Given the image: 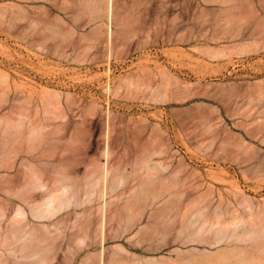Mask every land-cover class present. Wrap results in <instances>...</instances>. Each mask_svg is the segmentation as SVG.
<instances>
[{
	"label": "rangeland",
	"instance_id": "374dc122",
	"mask_svg": "<svg viewBox=\"0 0 264 264\" xmlns=\"http://www.w3.org/2000/svg\"><path fill=\"white\" fill-rule=\"evenodd\" d=\"M108 1L0 0V132L14 129L6 126L9 120L21 122L22 131L43 127L44 147L58 146L50 162H58L65 149L63 161L73 177H84L92 164L112 170L97 185L83 181L81 189L73 187L81 205L73 203L54 217L30 215L17 238H5L4 218L0 264H138L135 256L114 255L115 241L126 244L129 236H112L111 218L149 181L139 154L144 146L164 153L151 156L160 163L153 178L177 179L183 186L171 198L150 195L149 207L137 210L134 231L150 216H176L182 209L169 199L198 200L208 213H219L225 239L218 242L215 233L200 229L199 219L195 247L181 248L174 264L254 260L255 242L236 222L246 216L243 198L254 211L264 209V48L241 34L223 44L249 43L244 53L227 49L213 57L211 47L222 44L211 40V22L200 18L216 12L221 0H111L110 15ZM146 75L148 87L129 85ZM158 84L168 93L161 99L152 94ZM52 95L59 97L57 106L49 103ZM257 123L261 131L254 137L249 132ZM223 144L227 150L220 149ZM32 154L26 146L17 149L13 167L0 169L2 180L18 187L22 162ZM38 164L43 172L53 165ZM183 164L188 170L178 173ZM42 193L33 191L38 200ZM15 202L0 190L7 215ZM77 217L86 246L69 251ZM29 230L42 235L37 255L23 249ZM132 243L129 249L138 257L147 254ZM258 245L257 264H264V238Z\"/></svg>",
	"mask_w": 264,
	"mask_h": 264
},
{
	"label": "bare ground",
	"instance_id": "6f19581e",
	"mask_svg": "<svg viewBox=\"0 0 264 264\" xmlns=\"http://www.w3.org/2000/svg\"><path fill=\"white\" fill-rule=\"evenodd\" d=\"M111 3V0L108 1L109 15L112 12ZM150 81L151 80L147 79L146 75V78L139 77L138 80H136L134 83L130 82L129 85L134 84L136 86V84L138 83L146 85L148 87ZM167 82L168 80L164 82L165 85L168 84ZM161 86L162 85L158 84L155 87V90H152V94L160 99L168 95L166 90H162ZM49 103L57 106L60 103L59 97L52 95L49 99ZM257 124V128L255 126L254 128L256 129L249 132L254 137L257 135V131H261V123ZM6 126H8V128L14 129H5L3 132H0V169H4L5 171H7V169H11L13 167L12 157L17 152V149L23 150L26 146L28 152H33L30 158L25 157L24 161L22 162L25 165V170H23V178H20V184L18 185V187L14 188L12 186V182L6 177L4 180H2L3 177H0V190H5L18 199V202L14 203L13 209L8 215L5 208L3 206H0V229L2 220L5 218V220L7 221L6 229L8 231L6 233V239L10 238V235L17 238L19 226H21V224L25 220H30V215L38 219L54 217L63 212L65 209L73 207V203H76V205L78 206L81 205L82 202L76 200L75 194H72L73 187L75 186L76 189H81V182L83 181L84 184L94 183L97 185V183L101 181H106L108 174L110 173V171H112L106 163L100 165L99 167L92 164L87 167L84 177H73V172L68 171L63 161L62 156L65 152V149H60L61 154L59 153L58 162H50L49 159L53 157L58 146L52 145L44 147V140L46 137L44 136L45 133H43V127L39 125L32 127L29 126L26 130L22 131L21 128L24 127L23 124L21 122H14L12 120H9L6 123ZM225 145L226 144H223L220 149L227 150L226 148H224ZM35 150H38L37 156H34ZM157 153H159V149L149 150L148 147L145 146L141 151V154H143V156H141L143 157L142 165L151 174H149V176L147 177L149 181L142 182L140 190L138 192H133V194L128 197L127 202H125V204L123 205L128 206L129 209L127 211L131 213V215H127L129 218L128 221H135L136 219H138L139 212L137 210L143 207L145 204L149 203L147 202V198L150 195H154L155 198H158L160 196L168 194L169 198H171L173 193L177 190L179 184V181L177 179H161L158 176L153 178V176H155L153 170L157 169V166H159L160 163H153L151 160V156ZM231 154L234 153L229 152L228 155ZM105 155H107L108 157L109 149L105 151ZM234 158H237V155H235ZM41 161H44L46 165H53L46 172H43L42 170H40L38 164ZM97 171L99 172L98 175ZM118 181L122 183L125 181L124 174H122L118 178ZM36 189H40L43 191L41 200H38V198L36 197L37 195L33 194V191ZM74 197L75 202L72 200ZM178 202L180 201L174 202L173 200L169 199L170 206H181V203ZM239 204L245 207L246 216H243L241 219H239L236 222V225H241V227L244 228L243 236L245 238L252 239L255 242V245L252 246V252L255 256L254 260H250V258H243V256H241L240 260L243 264H257V257L255 254L256 252H258L259 254L261 253L258 243H260L264 238V209L254 211L253 204H251L250 200L247 198H243L242 200H240ZM184 206L186 207L183 210V217L187 216L188 218H196L193 223H198L200 219V229L205 228V231L215 233L217 235L218 242H221L225 239V236L223 235L224 222L220 221L219 213H208L206 211L205 205L198 200L188 201L187 204H184ZM204 208L207 213L203 211ZM5 215H7V218ZM129 227L130 226L128 225L125 226L123 231L125 232L127 230H130ZM117 229L120 231V227H118ZM84 234V230L83 233L78 234L77 232L75 234H72L74 235L75 242L73 245L67 247L69 251L78 250L86 246ZM41 238L42 235L37 236L36 231L29 230L24 238L25 240L27 239V243L25 244V247H23V249L30 250L31 255L39 254L40 250L37 248V241ZM118 250L128 251L126 248H124V246L121 245Z\"/></svg>",
	"mask_w": 264,
	"mask_h": 264
},
{
	"label": "crops",
	"instance_id": "0c3cea01",
	"mask_svg": "<svg viewBox=\"0 0 264 264\" xmlns=\"http://www.w3.org/2000/svg\"><path fill=\"white\" fill-rule=\"evenodd\" d=\"M220 3L222 5L216 9V12L210 14L207 17L203 16L200 18L204 20L205 17L207 22H211L213 30L211 40L214 39L213 41H216L217 38L221 39V41L218 39V42H220L222 45H214L211 47L213 48V57L218 58V56H222L227 49H237L235 50L237 53H244L243 51H245V48L249 47V43H242L243 41H241L232 44L230 41L227 44H223L232 38L242 36L241 34H243V37L245 36L247 40L253 39L254 41L252 42L255 44L256 49L259 47L263 49L264 0H221ZM147 145L151 146L153 143L147 142ZM139 154L140 156H143V154ZM162 154L164 153L159 151V153L153 155L161 156ZM152 158L153 157H151V159ZM187 170L188 168L183 164L182 170H179L178 173ZM179 185L180 184H178V187ZM182 190L184 189H181V191ZM178 203H181V206L174 207L182 210L178 211L176 216H150L147 218V222H142L135 231L131 226H134L136 222L133 220H131L132 222L128 221V206H120L124 212L117 213L111 218L113 219L112 236L115 235V238H119L122 235L129 236V242L123 244L115 241V244L112 246L113 248H111L114 251V255H125L128 257L135 256L137 259L134 258L133 260H137L138 264H174V255L176 253H181L182 251H179L181 248H188L187 251H191L192 246H194L195 243L194 240H196L198 237V224H192V221H195L193 217L182 218L180 213L183 212L184 208L186 207L184 204H187V202L180 201ZM124 204L125 202L123 205ZM146 207L148 208L149 206L144 205L141 208ZM80 218L81 217H77L74 220L73 224L75 227L71 231V235L77 232L78 234L83 233L84 229H81L82 227L79 226L81 224L79 222ZM127 225L130 226V231L124 232L123 229ZM118 227H120V231L117 229ZM134 241L135 243H132ZM129 243H132L134 247H139L142 251H147V254L145 256L138 257L136 252H133L129 249V246H131ZM185 244H189L188 247ZM120 245L124 246V248H126L128 251L118 250ZM165 250L168 251L162 253ZM126 263H130V260Z\"/></svg>",
	"mask_w": 264,
	"mask_h": 264
}]
</instances>
